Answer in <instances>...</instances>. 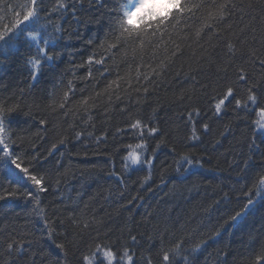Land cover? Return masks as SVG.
<instances>
[{
	"label": "trees",
	"instance_id": "trees-1",
	"mask_svg": "<svg viewBox=\"0 0 264 264\" xmlns=\"http://www.w3.org/2000/svg\"><path fill=\"white\" fill-rule=\"evenodd\" d=\"M27 2L0 0L3 17L0 26L10 23L14 11L20 10L18 6ZM56 2L44 0V8L50 10ZM65 2L69 3L66 12L41 20L46 28L42 34L51 41L49 54H55L56 59L53 64H42L36 81L30 79V66L24 62L25 56L35 54L34 48L22 47L6 60L0 57V103L6 106L16 103L24 112L31 110L28 116L10 115L11 135L23 138L22 142L17 139L15 149L22 151L33 170L45 174L49 182V191L40 197L41 207L49 221H54L56 242L67 244L74 240L75 245H68L64 258L44 235L42 223L32 213V205L23 199L0 201V236L6 238L23 230L31 232L27 239L34 241L31 252L35 254V264H81L82 255L97 243L111 244L118 251L128 245L139 264H147L148 257L152 264H161V242L170 247L180 238L185 240V250L173 258L172 264H184L181 257H187L190 264H254L255 256L264 250V204L238 224L225 221H230L231 215L242 206L244 193L253 188L256 178L264 175V160L257 151L249 149L253 125L264 117H260L256 108L238 113L232 104L220 115L214 114L213 97L218 96L225 83V73L217 69L224 62L222 49L205 52L191 39L181 44V52L175 57L162 50L153 56L148 49L140 71L150 72L147 65L157 68L161 60L165 61V67L157 68L159 74L151 75L147 83L141 77L137 85L134 78L139 53L135 59L129 51L126 57L117 54L107 58L104 65L87 64L90 55L98 59L104 53L101 43L111 40L109 25L123 0ZM248 2L244 0L245 4ZM251 2L255 8L251 16L255 20L244 15L241 21V13L237 11L224 23H232L237 29L244 24L255 27V40L251 39L250 30L241 34V39L247 35L249 45L264 51L260 42L264 0ZM46 15V11L41 12L42 18ZM36 28L40 29V25ZM254 71L258 72V67ZM129 74L133 77L132 89L124 83ZM118 76L122 78L121 88L112 95L109 104L104 89ZM227 77L228 82L235 78L232 67L228 68ZM69 81L74 93H70L65 108L61 109L56 105L67 91ZM137 87H141L139 93L134 90ZM142 87H147L148 92L144 93ZM96 93L101 96L95 106L85 111L79 102ZM192 108L201 113L194 118L198 141L189 139L191 126L185 113ZM136 118L145 122L154 120L168 141L156 153L147 184H143L148 175L146 168L125 171L122 164L124 145L136 141L130 132L118 129H127ZM41 120L46 123L41 124ZM203 123H208L207 131ZM158 140L159 136L148 140L149 155ZM172 148L176 151L172 152ZM261 148L264 149V144ZM184 153L199 158L203 167L176 171L175 161ZM249 156L250 168L245 170L243 164ZM110 172L123 179L117 180ZM18 182L23 190L18 173L0 169V184L9 187ZM85 222L87 228L83 226ZM60 233H65L66 238ZM130 233L137 236L138 245H132ZM201 241L204 244L200 251L191 253V248ZM28 256L26 253L24 259ZM100 259L96 257L97 262Z\"/></svg>",
	"mask_w": 264,
	"mask_h": 264
},
{
	"label": "snow or ice",
	"instance_id": "snow-or-ice-1",
	"mask_svg": "<svg viewBox=\"0 0 264 264\" xmlns=\"http://www.w3.org/2000/svg\"><path fill=\"white\" fill-rule=\"evenodd\" d=\"M18 7L20 10L14 11V19L10 23L0 26V57L6 60L10 54L19 52L22 47L34 48L35 54L25 56L24 62L30 66V79L36 81L42 70V64L45 62L53 64L56 59L55 54H49L51 41L42 34L46 28L41 24V20L47 21L54 13L62 15L68 10L69 3L65 0H57L50 10H46L44 0H28L27 3ZM71 7L75 9V3H72ZM246 8L250 11L246 12ZM118 9L115 19L109 25L111 40L101 43V47L107 55L102 53L98 59L95 58V55H90L87 59L88 65H104L107 58L117 54H123L126 57L129 51L132 53V58L135 59L139 53L140 62L137 65L134 78L136 84L139 85L141 77L147 83L151 75L159 74L157 68L163 70L165 67V61L161 60L157 68H152L151 64L147 65L151 69L150 72L140 71V68L144 66V53L148 49H151L153 56L162 50L166 55L170 52L171 57H175L181 52V44L190 39L205 52H208L209 49L215 51L219 47L222 49L221 55L224 57V62L223 65L218 64L217 69L225 73V83L221 85L218 96L213 97L215 101L214 114L220 115L229 104H232L238 113L256 108L260 117H264V51L249 45L247 35L241 39V34L250 30L253 33L251 39L255 40L256 29L255 27L250 28L249 24H244V27L237 29L232 23H224L227 17L234 15L237 11L241 13V21H243L244 15L251 16V12L255 11L251 0L247 4L244 3V0H123ZM42 11L47 12L43 18ZM261 13V19L264 21V7L261 8ZM72 14L75 16V11ZM251 19L255 20L256 17L251 16ZM194 24L195 27H193ZM37 25H40V29L36 28ZM202 40L203 44H201ZM260 42L261 49H264V29L260 35ZM88 43H92V41ZM205 44L208 45L207 48L204 47ZM238 44L239 46H237ZM229 67H232L235 77L230 82L227 77ZM257 67L258 72L254 71ZM91 75L92 73L89 71L88 76ZM121 79L118 76L104 89V93L108 95L109 104L112 95L121 88ZM132 79L130 74L127 79H124L128 89L133 87ZM240 86H242L243 95L240 94ZM134 90L139 93L141 87ZM142 90L144 93L148 92L147 87H142ZM70 93H74L71 81L68 82V89L64 91L56 106L64 109ZM100 96L101 93H96L94 97L82 98L79 103L85 111H88L90 107L95 106V101ZM90 100L92 101L91 105L89 104ZM12 113L28 116L31 115V110L24 112L16 103L7 106L0 103V169L18 173L24 187L22 190L19 182L9 187L0 184V201L23 199L30 203L32 213L43 225L44 235L66 258L68 245L74 246L75 241L69 240L67 244L56 242L55 238L58 234L53 227L54 221H49L41 207L40 197L42 193L49 191V182L45 174L33 170V167L30 166L31 162L25 160L22 151L15 149L17 139L22 142L23 138H14L10 133V115ZM200 114L198 108H192L185 113L187 122L191 126L189 137L191 141L200 139L194 119ZM88 119L91 120V115L88 116ZM40 123L46 122L41 120ZM202 127L205 131L209 129L208 123H203ZM253 130L249 149L257 151L261 160H264V149L261 148V144H264V119L256 120ZM118 131L130 132L136 141L124 145L123 169L129 171L146 168L148 175L144 178L143 184H147L151 179L156 153L168 143L164 133L154 120L145 122L140 118L131 120L127 129H118ZM79 135L80 133H77V137ZM157 136H159V140L149 155L148 140L155 139ZM60 143L63 144L64 141L61 140ZM52 148L55 149L56 145L53 144ZM171 151L175 152L176 149L172 148ZM249 161H251V156L244 161L245 170L250 168ZM175 164L178 172L181 169L184 172H189L193 168L203 167L202 161L191 153L180 154ZM109 175L116 176L117 180L123 179L116 172H110ZM253 188L245 191L242 206L231 215L230 221H225L226 224H238L249 215L254 214L258 205L264 204V175L256 178ZM83 226L87 228L88 224L85 222ZM31 235V232L23 230L17 235L9 234L6 238L0 236V257H3L0 264H35L33 259L35 254L31 252L34 241L27 239ZM60 235H65L66 238L65 233H60ZM216 235H219V232ZM129 238L133 246L139 244L136 235L130 233ZM148 239L151 241V237ZM203 244L204 241L197 243L191 248V253L199 252ZM184 245L183 238L177 239L170 247H165L162 241L159 249L161 264H172L173 258L181 256L185 250ZM26 253H29L27 260L24 259ZM97 256L101 257L98 262ZM181 258L184 260V264H190L187 257ZM81 264H139V262L135 259V252L128 245L118 251L111 244L97 243L94 249H90L87 254L82 255ZM147 264H152L151 257L147 258ZM254 264H264V250L255 256Z\"/></svg>",
	"mask_w": 264,
	"mask_h": 264
}]
</instances>
